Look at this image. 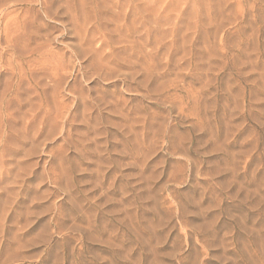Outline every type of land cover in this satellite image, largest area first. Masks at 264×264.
<instances>
[{
  "label": "rangeland",
  "instance_id": "rangeland-1",
  "mask_svg": "<svg viewBox=\"0 0 264 264\" xmlns=\"http://www.w3.org/2000/svg\"><path fill=\"white\" fill-rule=\"evenodd\" d=\"M0 264H264V0H0Z\"/></svg>",
  "mask_w": 264,
  "mask_h": 264
}]
</instances>
